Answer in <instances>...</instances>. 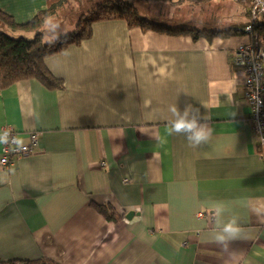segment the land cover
<instances>
[{
	"label": "crops",
	"instance_id": "crops-1",
	"mask_svg": "<svg viewBox=\"0 0 264 264\" xmlns=\"http://www.w3.org/2000/svg\"><path fill=\"white\" fill-rule=\"evenodd\" d=\"M158 1L178 10L187 0ZM48 2L0 0V11L24 24ZM160 12L143 16L164 23ZM249 40L99 21L45 59L61 88L28 79L0 89V131L12 126L22 143L39 135L34 153L0 166V261L264 264V157L231 64ZM173 105L208 117L207 143L167 135ZM91 203L121 218L108 222ZM233 217L242 234L230 258L213 235Z\"/></svg>",
	"mask_w": 264,
	"mask_h": 264
},
{
	"label": "trees",
	"instance_id": "trees-1",
	"mask_svg": "<svg viewBox=\"0 0 264 264\" xmlns=\"http://www.w3.org/2000/svg\"><path fill=\"white\" fill-rule=\"evenodd\" d=\"M66 0H49L48 8L37 14L27 23L19 24L15 20L0 11V89H5L21 80L36 79L48 89L62 87V81L55 78L46 68L45 59L64 51L70 45H78L91 37L92 24L106 20H124L129 28L138 27L142 31L163 32L169 35L186 34L193 39L205 37L210 39L214 36L239 35L244 32L242 27H233L225 30H209L197 28H173L164 23H155L148 18L141 16L139 8L132 2L125 0H106L98 5L93 12L76 25V29L66 34L60 33L49 43L43 42L45 21L56 14L58 9ZM201 2L204 0H194ZM244 9L245 6L241 5ZM246 11V10H245ZM247 17V13H245ZM254 32L261 39H264V23H257L253 26ZM31 34L32 38H14L6 33ZM245 34V33H244ZM258 151L262 149L258 146ZM108 222H117L121 216L109 205L90 204ZM0 264H54L48 260L36 261H10Z\"/></svg>",
	"mask_w": 264,
	"mask_h": 264
},
{
	"label": "rangeland",
	"instance_id": "rangeland-1",
	"mask_svg": "<svg viewBox=\"0 0 264 264\" xmlns=\"http://www.w3.org/2000/svg\"><path fill=\"white\" fill-rule=\"evenodd\" d=\"M104 1L106 0H66L62 9L56 12L55 19L46 28L43 42L49 43L60 33L66 34L74 31L79 20L83 19L82 22H84L89 13ZM125 1L132 2L134 0ZM135 3L139 8L140 15H148L149 19L161 11L162 16L158 15V18L173 28L187 27L214 31L233 26L242 27L248 21L245 16L246 9L232 0H204L201 2L187 0L178 10H170L169 5L158 0H137ZM57 22L60 25L59 28L54 27ZM6 33L14 38L21 36L27 39L32 38L31 34L9 31Z\"/></svg>",
	"mask_w": 264,
	"mask_h": 264
},
{
	"label": "built area",
	"instance_id": "built-area-1",
	"mask_svg": "<svg viewBox=\"0 0 264 264\" xmlns=\"http://www.w3.org/2000/svg\"><path fill=\"white\" fill-rule=\"evenodd\" d=\"M232 1L246 8L248 21L241 30L250 40L233 51L231 64L242 74L244 99L250 109L249 122L257 137V146L262 149L260 154L264 157V39L253 30L255 24L264 23V0ZM16 138H19L18 133L12 126L1 129L0 140H7L8 143H0V166L10 167L17 159L36 151L37 132H29L27 142L20 145L14 142Z\"/></svg>",
	"mask_w": 264,
	"mask_h": 264
},
{
	"label": "clouds",
	"instance_id": "clouds-1",
	"mask_svg": "<svg viewBox=\"0 0 264 264\" xmlns=\"http://www.w3.org/2000/svg\"><path fill=\"white\" fill-rule=\"evenodd\" d=\"M52 18L45 21V24H51ZM54 27L59 28L60 25L57 22ZM47 42V41H46ZM231 99V98H229ZM170 113L177 119L168 120V127L166 133L168 136L183 135L190 146L199 147L200 145L207 143L212 135V129L208 124V117L203 115L199 108L193 109L191 105H188L184 109L183 115H180L179 109L176 105L169 108ZM194 111L196 113L191 119L188 118L189 113ZM201 121H204L201 123ZM17 145L22 144L19 138L14 141ZM0 143H8L7 140H0ZM242 229L239 226L238 219L236 217L231 218L227 223L223 224L219 231H216L213 235V240L222 246V250L228 253L230 258L234 257V253L229 250L228 242L237 240L241 237Z\"/></svg>",
	"mask_w": 264,
	"mask_h": 264
},
{
	"label": "water",
	"instance_id": "water-1",
	"mask_svg": "<svg viewBox=\"0 0 264 264\" xmlns=\"http://www.w3.org/2000/svg\"><path fill=\"white\" fill-rule=\"evenodd\" d=\"M132 215H133L132 212H130V213H128V214L126 215V218H127V219L130 218Z\"/></svg>",
	"mask_w": 264,
	"mask_h": 264
}]
</instances>
